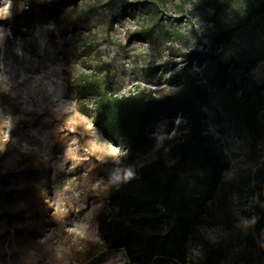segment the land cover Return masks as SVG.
<instances>
[{
  "label": "rangeland",
  "instance_id": "1",
  "mask_svg": "<svg viewBox=\"0 0 264 264\" xmlns=\"http://www.w3.org/2000/svg\"><path fill=\"white\" fill-rule=\"evenodd\" d=\"M206 1L131 9L118 0H84L52 16L51 0H0V264H132L124 249H108L98 216H115L107 198L123 175L158 159L169 166L179 161L185 119L155 123L148 145L132 151L79 110L67 81L87 73L106 80L121 97L136 90L164 97L181 89L177 77L184 67L197 71L207 87L201 114L208 139L202 145H213L225 164L187 242V264H205L210 251L218 264H264L252 217L264 184V0H234L220 15L223 25L234 27L238 11L259 12L217 51L223 63L257 61L247 73L230 69L231 86L218 80L217 61L192 58L206 51L213 33H221ZM144 30L151 31L149 40L140 37ZM72 116L83 119L89 132ZM67 135L77 137L80 147L73 149L83 157L62 147ZM88 139L94 144L90 153L84 152ZM124 158L128 164L119 175L114 167ZM80 159L91 163L81 173ZM207 170L196 156L181 174L191 190ZM63 197L74 202L59 216Z\"/></svg>",
  "mask_w": 264,
  "mask_h": 264
},
{
  "label": "trees",
  "instance_id": "2",
  "mask_svg": "<svg viewBox=\"0 0 264 264\" xmlns=\"http://www.w3.org/2000/svg\"><path fill=\"white\" fill-rule=\"evenodd\" d=\"M81 1L84 0H51L53 8L48 12L56 16L69 3ZM118 1L128 8L138 9L167 5L172 0ZM233 3L234 0L206 1V5L213 8L210 19L221 29V33H213L206 51L192 56L196 61H217L218 80L230 86V69L247 73L257 66V61L247 59L223 63L216 55L217 51L222 45L231 43L237 32L259 14L255 7L245 13L238 11V25H223L221 16L232 8ZM139 35L142 40H149L151 31L144 30ZM177 79L181 82V89L164 97L141 90L121 97L111 91L106 80L87 73L67 81L70 91L80 101L79 110L90 114L107 138L119 137L132 151L148 145L149 131L155 123L165 118L174 120L178 116L185 119V123L180 125L185 149L179 161L169 166L163 159H158L143 164L132 176L123 175L107 198V205L115 209V216L110 217L106 212L98 216L99 232L108 249H124L132 264H158L163 260L188 263L187 242L206 211L209 197L216 191L220 169L225 165L213 145H202L208 139L203 122L206 118L201 114L202 104L207 102V87L203 79L191 67L182 68ZM87 100L91 101V110ZM194 144L198 145L195 153ZM196 156L208 170L190 190L181 172L185 164ZM127 164L128 160L124 158L114 168L122 175ZM259 190L261 194L253 207L252 217L256 224L258 247L264 255V184ZM205 264H218L213 252L208 253Z\"/></svg>",
  "mask_w": 264,
  "mask_h": 264
},
{
  "label": "bare ground",
  "instance_id": "3",
  "mask_svg": "<svg viewBox=\"0 0 264 264\" xmlns=\"http://www.w3.org/2000/svg\"><path fill=\"white\" fill-rule=\"evenodd\" d=\"M72 120L73 121H76L78 124H81V125H83L84 126V128H85V131L86 132H89L88 131V129L86 128V126H85V121L83 120V119H81V118H79V117H77V116H72ZM59 132H57V133H55V136L53 137V145H52V147H55V146H57L58 144L56 143V140H58L59 139ZM60 143L62 144V147H64V148H66V152L68 153H70V152H73V150L75 151V153H73L74 154V156H76V157H78V158H81V157H83V153H82V151L78 148V147H80L78 144H79V141L77 140V137H69L68 135L67 136H64V137H62L61 139H60ZM74 146H78V147H76L77 149H73V147ZM100 148H104V144H102V143H100ZM92 147H94V144H93V142H91V140L90 139H88V140H86V145H85V147H84V152H88V153H90L91 152V150H92ZM52 155H54V154H52ZM80 161V167L76 170L77 172H79V173H81V171H82V169H85V168H87V167H89L90 165H91V163L90 162H88V161H86V160H82V159H80L79 160ZM98 170L99 169H94L93 171H91V173H90V175H88L89 177H92V176H95L96 174H97V172H98ZM84 179V177L82 176V180ZM79 180H81V178H79ZM87 183V182H86ZM77 184V182L75 181V182H72V185H76ZM73 202H74V198L72 197L71 199H69L68 201L66 200V198H62L61 200H60V202H59V204H60V206H59V209H58V212H57V214L59 215V216H62V215H64V212H63V208H65V207H69V205H71V204H73ZM72 208V207H71Z\"/></svg>",
  "mask_w": 264,
  "mask_h": 264
}]
</instances>
